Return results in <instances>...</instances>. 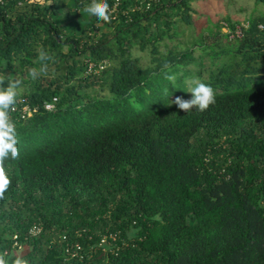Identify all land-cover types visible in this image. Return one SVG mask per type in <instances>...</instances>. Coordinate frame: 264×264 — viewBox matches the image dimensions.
<instances>
[{
	"label": "trees",
	"instance_id": "obj_1",
	"mask_svg": "<svg viewBox=\"0 0 264 264\" xmlns=\"http://www.w3.org/2000/svg\"><path fill=\"white\" fill-rule=\"evenodd\" d=\"M192 1L108 0L98 22L93 0H0V84L15 80L13 105L35 109L7 112L18 155L4 162L5 264H264V14L160 54ZM241 23L240 37L220 32ZM136 46L150 49L145 67ZM187 78L212 85L215 103L179 109ZM109 234L113 247L99 246Z\"/></svg>",
	"mask_w": 264,
	"mask_h": 264
},
{
	"label": "rangeland",
	"instance_id": "obj_2",
	"mask_svg": "<svg viewBox=\"0 0 264 264\" xmlns=\"http://www.w3.org/2000/svg\"><path fill=\"white\" fill-rule=\"evenodd\" d=\"M60 1L65 5H68L69 2V0ZM190 7V16L192 19L190 25L181 23L174 15L171 16L176 23V32H170V35L174 34L172 38L166 36L163 40L158 42L157 46L160 54H166L168 50H173L175 48L181 50L188 48L190 43L197 42L203 34L213 30L215 24L221 23L222 18H229L231 21H243L252 15L264 14V5L256 3L254 0H193L190 3ZM225 31L226 28H220L221 33ZM211 41L213 40L208 41V44H210ZM217 44L221 47L226 45L222 36L218 37ZM193 55L195 57L202 55V50L199 47H195ZM131 56L136 58L138 63L143 67L147 66L152 59L150 49L146 48L141 50L137 46L131 49ZM202 62L205 68L211 66L208 56H203ZM187 68L196 72L200 69V66L190 64ZM202 74L204 78L207 77V72H203ZM195 76L197 77V75ZM196 79L200 81V79ZM192 80V78L186 79V95L188 98L191 97V93L187 91ZM22 90L23 87L21 86L17 89V92L21 93ZM172 98H174V96Z\"/></svg>",
	"mask_w": 264,
	"mask_h": 264
},
{
	"label": "clouds",
	"instance_id": "obj_3",
	"mask_svg": "<svg viewBox=\"0 0 264 264\" xmlns=\"http://www.w3.org/2000/svg\"><path fill=\"white\" fill-rule=\"evenodd\" d=\"M86 14L95 17L98 22H110L108 0H93L91 6L86 9ZM43 57L44 53H41V58ZM35 75V70H33V76ZM17 89L18 83L15 80L9 81L6 86L0 84V197L4 195L10 182L5 173L4 162L18 155L14 125L7 116L9 107L15 103ZM187 92L191 93L190 98L185 99L178 96L174 101L178 108L185 112L193 108L204 111L215 103L216 95L212 85L200 82L196 78H193ZM0 264H5V261L0 259ZM16 264H21V262L17 260Z\"/></svg>",
	"mask_w": 264,
	"mask_h": 264
},
{
	"label": "built area",
	"instance_id": "obj_4",
	"mask_svg": "<svg viewBox=\"0 0 264 264\" xmlns=\"http://www.w3.org/2000/svg\"><path fill=\"white\" fill-rule=\"evenodd\" d=\"M246 26H247L246 23H241V24L237 25L236 28L234 29L233 34H231L228 31V28L225 25L223 26V28H226V31L224 33H228L230 35V38H233V37H240L242 34L241 29L245 28ZM105 66H106V61H101L98 64L88 63L87 71L88 72H99L102 69H104ZM56 101H57V98L54 97V98H52L51 102L45 103L44 104L45 110L52 111L54 109V105H55ZM16 104L21 105V107L18 108L17 105H13V106H11L9 113L11 114L14 112H19L21 118H26V117L30 116L32 114V112L35 110V109H31L27 104H25L23 99H17ZM40 231H41V229L39 226L33 225L32 228L30 229V234L31 235H37L38 233H40ZM13 238L15 239V237H13ZM108 238L110 239V241L115 242L117 240V235L116 234H109L107 236L103 235L101 237L100 242H99V246L104 247L103 245H105V246H110L112 248L113 245L108 240ZM74 246H75L76 250H71L70 247L66 245V248H65L66 257L73 258V257H76L78 255V251L81 250V247L78 243H75Z\"/></svg>",
	"mask_w": 264,
	"mask_h": 264
},
{
	"label": "crops",
	"instance_id": "obj_5",
	"mask_svg": "<svg viewBox=\"0 0 264 264\" xmlns=\"http://www.w3.org/2000/svg\"><path fill=\"white\" fill-rule=\"evenodd\" d=\"M235 22H239V21H235Z\"/></svg>",
	"mask_w": 264,
	"mask_h": 264
}]
</instances>
